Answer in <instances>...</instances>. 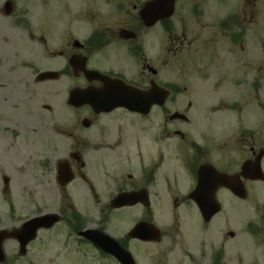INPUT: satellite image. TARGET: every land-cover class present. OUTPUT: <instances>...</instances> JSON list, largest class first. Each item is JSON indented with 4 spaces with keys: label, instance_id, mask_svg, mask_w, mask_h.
Instances as JSON below:
<instances>
[{
    "label": "flooded vegetation",
    "instance_id": "obj_1",
    "mask_svg": "<svg viewBox=\"0 0 264 264\" xmlns=\"http://www.w3.org/2000/svg\"><path fill=\"white\" fill-rule=\"evenodd\" d=\"M145 1L138 5L133 4L132 9L135 11L121 15L124 16L123 20L120 19V14L112 11L109 15L110 23L94 28L95 30L87 36L86 41L76 46L77 52L73 53L83 54L86 62H90L95 54H100L106 61H118L121 54L135 62L142 61L141 73L136 80L138 82L136 85L145 89L152 83L151 81H156L155 77L158 74V70L144 62L148 50V31L156 28L159 34L157 46L160 48L158 53L160 63L166 66L169 61L166 59V51L176 56L178 49L189 48L196 39L194 33L198 28V34L203 36L199 46H203L204 43L207 46L210 40L212 46L215 43L224 45L223 60L232 67L226 74L229 75L230 89L235 91L236 99H218L215 103L205 105V119L202 123H196L190 113L193 106L191 102L187 101L180 110L172 109V106H177L179 103L177 99L170 100L168 96L164 105L152 106L146 115L133 114L139 119H146V117L150 119V122L142 128L136 125L133 154L128 153V147L131 146L129 136L122 131V127L118 126V131L114 133L116 135L114 140L101 146L105 148L110 157L109 164L102 163L99 170L96 166L90 167L88 174L85 173L87 163L84 161V154L89 148L81 145L86 142L80 140V137H72L75 140L74 146L70 147L66 155L53 161L54 168L51 173L58 185L62 206L57 210L45 206L44 210V213L54 212L57 221L48 228L38 229L35 238L26 246L24 253L20 251L21 242L17 239L8 238L0 242V264H24L23 261H26L25 264H41L38 259L44 253L42 249L60 248L65 253L79 251L81 246H88L89 249L94 250L100 264H106L105 259L110 261V264H121L114 256L107 254L100 247H95L91 240L82 236L80 232L85 229H99L109 234L129 252L138 264L139 252L142 251L145 255L149 250V247L145 245L156 246L162 242V238L174 239L185 236L179 228L183 209H191L194 213L196 211L198 218L196 220L200 223V227L205 232L208 231L207 234H214L210 222L217 214L205 222L196 203L190 198L196 187L197 172L203 165L207 169V174L211 172L213 178L218 174L225 175L224 181L228 182L227 186L219 185L214 194V199L220 205L219 212L223 210L227 212L224 230L217 239L212 236L206 248L201 244L196 253L184 247L176 261L177 264H264V98L261 96L264 66L258 63L259 61H255L254 67L248 70L246 57L241 52L243 57L238 56L239 52L236 51L237 46L243 49V45L240 44L246 34L245 23L251 26L257 23L255 1L249 0V11L246 9L242 11L239 0H213L217 6L221 3L217 9L209 7L208 0H174L173 15L157 20L150 27L146 26L138 16V10ZM178 3L182 7L179 8L183 14H177L175 11ZM211 29L218 30V32L215 30L218 37L208 32ZM220 41L223 43H217ZM107 52L110 53L109 56ZM211 58L209 61H202V67L209 62L214 65L218 63L217 60H220L213 52ZM88 64L90 67L93 66L92 63ZM178 64L182 69L184 63H180L179 60ZM92 68L110 77L120 75L114 72V64L105 69L101 65ZM144 68L149 71L148 74H144ZM203 69L206 71L199 73L202 68L195 70L197 74H200L199 79L209 81L211 76L218 81L221 77L225 79L223 74L218 76L213 70ZM82 78L85 86L101 85L98 81L87 82L83 75ZM158 82L162 87L169 89L166 85L164 86L163 82ZM2 87L3 84L0 85V93ZM170 92L183 96L189 93L186 87L175 91L170 90ZM16 99L20 107L22 97L16 94ZM238 105L244 109V116H237L240 112L236 111L235 107ZM79 108L93 115L104 114V112L95 114L93 107L89 105ZM119 109L127 111L124 108ZM220 110L224 112L228 110L227 120L222 124L219 121L212 123V114ZM153 111L156 113L152 116L150 114ZM174 113L179 115L174 116ZM157 119L160 122L156 123ZM105 136L102 134L101 139H105ZM236 150L239 154L233 155ZM61 161L72 167L71 174L74 175L71 182L65 186L58 183L57 170ZM244 164L249 166L247 177L242 172ZM41 171L43 175L47 171L51 172L49 166H45ZM104 174L108 176L110 182L106 189L112 190V193L102 198L95 180L99 175ZM73 183L84 187V191L89 194V202L79 203L77 193L76 198L73 196L74 190L71 188ZM239 186L245 190L243 197L236 196L232 192L231 188L238 189ZM222 190L228 191L232 196L229 203L218 198L217 194ZM120 192H131L133 195L127 199L124 197L117 202L113 201L116 194ZM199 195L201 194L197 193V196ZM164 200L169 205L170 211L172 212L173 209L174 213H177L174 218L175 222L167 223L166 228L159 225L156 220L157 214L165 206ZM120 201L125 202L124 205L115 208L114 204ZM128 201H134V203L127 204ZM243 201H248L251 206L250 214L246 218H236L237 210L243 206ZM132 209L136 211L135 216L127 215L128 210ZM122 212L126 217L127 229L123 233L116 234L112 225L116 224ZM140 222L152 223L159 229L160 235L154 236L157 240L145 241L143 239L144 235L150 236L152 233H157L149 226H142L135 230ZM41 234L44 235L41 236ZM8 240H11L13 244L10 252L5 253ZM33 242H36V246L30 247ZM177 242H180V238ZM107 244L111 246V243ZM72 247L74 248L71 250ZM144 248H147L146 252L143 251ZM172 252L173 248L170 250L165 248L162 251L156 250L152 255L149 253V264H171L173 258L170 259L169 255ZM33 255L36 257L34 258ZM57 258L58 255H53L52 258L47 259V264H62ZM64 264L68 263L64 262Z\"/></svg>",
    "mask_w": 264,
    "mask_h": 264
},
{
    "label": "rangeland",
    "instance_id": "obj_2",
    "mask_svg": "<svg viewBox=\"0 0 264 264\" xmlns=\"http://www.w3.org/2000/svg\"><path fill=\"white\" fill-rule=\"evenodd\" d=\"M7 1L0 0V85L3 84L0 93V97L2 96L0 101V228L5 229L17 226L24 219L44 212L45 206L55 210L61 208L62 197L59 196L58 185L51 173L54 168L53 161L66 155L70 147L74 146L75 140L72 137H80V140L86 142L81 145L89 148V150H85L84 154V161L87 163L85 173L88 174L90 167L96 166L99 170L102 163L109 164L110 157H108L105 148H101V146L114 140L116 137L114 133L118 131L119 127H122V131L129 136L131 146L128 147V153L133 154L136 125L142 128L143 125L150 122L147 117L139 119L136 117L137 115L123 112L118 108L109 114L93 115L91 112L84 111L83 108L75 109L66 103L69 90L78 85L82 87L86 85L82 75L72 74L67 63L68 57L73 52H77L74 46L75 41L82 43L98 26L108 25L110 23L109 15L112 14V11L120 14V19L123 20L124 16L121 15L135 11L132 9L133 4L138 5L145 0H11L9 14L5 10ZM239 1L242 11L245 9L249 11L250 1ZM254 1L257 23L253 26L245 23L246 34L240 44L243 45V49L236 47V51L239 52L238 56H242L241 53H243V56L246 57L248 70L254 67L255 61H259L258 63L264 66V0ZM220 4L217 6L213 0H208V6L211 8L216 7L217 9ZM177 5L176 13L183 14L180 9L182 7L179 6V3ZM244 15H246L245 12ZM212 28H214L213 25ZM215 30L218 32L217 29H211L208 32L215 34ZM198 33V28H196L194 33L196 39L193 40L189 48L178 49L176 56L172 52L167 53L166 51V59L169 61L166 66H163L158 54L160 51L157 46L159 34L156 28L150 29L147 35L148 50L144 62L158 70L156 81L169 84L172 90L188 88L189 93L184 96L171 94L170 99H177L179 103L177 106H172L169 103L172 109L180 110L187 101L191 102L193 106L190 113H192L194 121L202 123L206 116L205 105L215 103L218 99L234 100L236 93L230 89V78L226 74L232 67L223 60L225 57L224 45L214 42L215 44L212 46L210 40L207 42L209 46H206L205 43L203 46H199L203 36ZM221 39L219 36V40ZM212 52L220 60H217L218 63L214 65L209 62L202 67V61H209ZM106 54L110 55L109 52ZM178 59L180 63H184L182 69L178 64ZM113 61H106L100 54H95L88 63H92L93 66L101 65L104 69L110 68L114 64V72L124 74L131 81L138 79L142 61L135 62L122 54L118 61ZM200 68L202 70L199 73L206 71L203 69L206 68L208 71L213 70L218 76L225 75V79L221 77L218 81L212 76L209 81L199 79L200 74H197L195 70H200ZM39 71H59L61 75L56 79L37 82L35 75ZM143 72L144 74L149 73L146 68ZM262 77L263 94L261 96L264 98V74ZM16 94L22 97L20 107ZM238 99L240 100V98ZM235 109L240 112L237 116H244L245 111L240 105ZM227 112L228 110L226 112L220 110L213 113L212 123L219 121L222 124L228 118L229 112ZM154 113L156 111L151 112L150 115L153 116ZM84 117L92 122L88 128H84L81 124ZM157 122L160 121L157 119ZM102 134L106 135L105 139H101ZM237 154L239 151H234L233 155ZM45 166H49L51 172L47 171L43 175L41 169H44ZM107 166L109 167V165ZM5 176L8 178L7 184L3 182ZM76 183L71 184V188L74 190L73 196L76 198L77 193L79 203L89 202V194L84 191V187H80ZM95 184L102 198L112 193V190L106 189L110 185L106 174L99 175ZM217 196L225 203L232 200L230 193L225 190L218 192ZM243 202V206L237 210L236 218H246L250 214L251 206L248 201ZM164 203L165 206L158 213L159 215L157 214L156 220L159 225L166 228L167 223L175 222L174 218L177 213H174L173 209L172 212L170 211L166 200ZM135 213L136 211L132 209L128 210L127 215L135 216ZM181 216L179 228L182 235L185 236L174 239L162 238V242L156 246L145 245L149 247V250L144 248L143 251H147L145 255L142 251L139 252L138 264H149L150 254L152 255L156 250L173 248V252L169 255L170 259L173 258L170 263L177 264L176 261L184 247L191 249L194 253L201 244L206 248L209 239L212 236L217 239L224 230L227 212L223 210L211 220L214 234H207L208 231L205 232L200 227V223L196 220L198 219L196 211L194 213L191 212V209H183ZM125 218L124 212L120 213L116 224L112 225L116 234L126 231ZM129 218L128 216V220ZM43 235L41 234V236ZM179 238L180 242H177ZM12 244L11 240L6 241L5 253L10 252ZM33 246H36V242L30 244V247ZM42 250L44 253L38 259L41 264H47V259L52 258L53 255H58L57 260L62 264L64 262L68 264H100L98 255L88 246H81L79 251L65 253L60 248ZM104 261L106 264H110L107 259ZM23 263L25 264L26 261Z\"/></svg>",
    "mask_w": 264,
    "mask_h": 264
},
{
    "label": "water",
    "instance_id": "obj_3",
    "mask_svg": "<svg viewBox=\"0 0 264 264\" xmlns=\"http://www.w3.org/2000/svg\"><path fill=\"white\" fill-rule=\"evenodd\" d=\"M173 1L174 0H151L149 2H146L139 11V16L146 26H151L156 20L163 18L164 16L171 15L174 6ZM10 5L11 2L8 1L5 6L7 14H9L10 12ZM69 63L73 66L74 73H77L78 70H81L88 80L99 79L104 84L100 89H92L90 87L89 89H72L69 92L68 102L75 107H79V105L88 103L94 107L96 112H100L101 110L110 111L114 107L124 106L131 111L146 113L153 103L157 102L163 104V101L168 94V92L162 89L160 90V88L154 83L152 84V88L150 90L141 91L139 89H136L135 87L133 88L126 83H123V81H109L108 78L103 77L101 74L96 73L95 71H86L84 69L86 63L85 58L79 57L78 55L72 56L69 60ZM58 76L59 75L57 74V72L45 71L44 73L38 74L37 80L42 81L45 79H56ZM83 125L88 126L89 121L84 120ZM243 166V174L247 177L246 173H248L249 166L248 164H244ZM203 170L204 168L199 172V181L196 186V190L200 192L201 195L195 197V200L198 202L199 210L202 213L204 220L206 221L212 215L217 213V210L219 209V203L214 199L216 188L219 185L227 186L228 182L224 181L226 179L224 178L225 176L220 174L216 175L215 178H213L214 181L210 179L207 180L205 179V175L202 173ZM68 173L69 168L65 166L60 167L58 171V174H60V184H65L72 179V176L69 177ZM208 181V189H205V185L208 183ZM231 189L235 191L237 195L239 194L240 196H244V189H241L242 191L235 188ZM202 191H205L204 196L202 195ZM54 221L55 219L52 218L51 215L47 214L40 216L39 218L29 219V221L24 223L18 229H13L12 231L0 230V242H2L4 239H7V237H14L18 240L20 237H23V239H21V242L22 247H24L30 241V239L35 236L36 229H38L40 226L49 227ZM102 236L105 239L111 240L104 235ZM114 244L117 245V243ZM117 248L122 250L121 252H123L124 254L119 258V260H121L123 264H135L134 260H132V258L126 251L118 246ZM21 251H24V249H22Z\"/></svg>",
    "mask_w": 264,
    "mask_h": 264
}]
</instances>
